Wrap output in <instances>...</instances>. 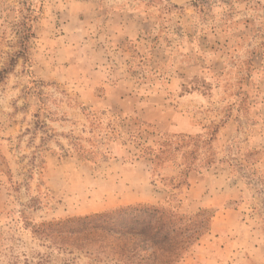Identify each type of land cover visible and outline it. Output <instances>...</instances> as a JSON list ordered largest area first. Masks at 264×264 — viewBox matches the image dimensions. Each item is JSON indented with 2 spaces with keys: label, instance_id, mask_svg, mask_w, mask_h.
Returning <instances> with one entry per match:
<instances>
[{
  "label": "rangeland",
  "instance_id": "obj_1",
  "mask_svg": "<svg viewBox=\"0 0 264 264\" xmlns=\"http://www.w3.org/2000/svg\"><path fill=\"white\" fill-rule=\"evenodd\" d=\"M130 205L264 264V0H0V264H112L60 224Z\"/></svg>",
  "mask_w": 264,
  "mask_h": 264
},
{
  "label": "trees",
  "instance_id": "obj_2",
  "mask_svg": "<svg viewBox=\"0 0 264 264\" xmlns=\"http://www.w3.org/2000/svg\"><path fill=\"white\" fill-rule=\"evenodd\" d=\"M33 22L30 16L22 24L25 49L34 37ZM169 154L162 149L153 152L152 164L157 166L162 161L167 162L171 159L167 157ZM192 172L195 170L189 167L182 173L181 178L184 177L186 184ZM184 219V216L156 206L130 205L60 225L63 229L70 227L78 236H93V243L102 245L98 249L99 262L176 264L202 234L197 227V217L188 218L185 223Z\"/></svg>",
  "mask_w": 264,
  "mask_h": 264
}]
</instances>
